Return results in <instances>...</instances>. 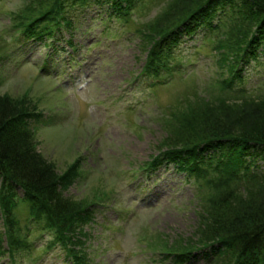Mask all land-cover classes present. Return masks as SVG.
<instances>
[{
  "label": "rangeland",
  "instance_id": "1",
  "mask_svg": "<svg viewBox=\"0 0 264 264\" xmlns=\"http://www.w3.org/2000/svg\"><path fill=\"white\" fill-rule=\"evenodd\" d=\"M28 1L12 11L16 0H0V95L34 101L39 115L28 124L36 148L56 174H67L63 194L82 201L88 219L69 247L79 250L82 264H172L166 254L173 251L164 250L196 238L199 195L213 187L171 164L143 165L164 140H175L171 113L195 95L206 97L227 76L219 48L227 28L205 40L202 29L184 36L181 71L165 82L148 76L146 90L137 85L150 48L140 30L167 21L162 13L171 0H132L136 5L124 18L109 14V3L75 5L66 13L71 27L59 31L54 50L34 37L17 42L13 14ZM44 59L50 69L40 72ZM260 60L246 65L247 87H264V56ZM18 219L30 232L22 228L10 257L0 215V264H76L34 212Z\"/></svg>",
  "mask_w": 264,
  "mask_h": 264
},
{
  "label": "trees",
  "instance_id": "2",
  "mask_svg": "<svg viewBox=\"0 0 264 264\" xmlns=\"http://www.w3.org/2000/svg\"><path fill=\"white\" fill-rule=\"evenodd\" d=\"M173 1L162 13L167 21L140 30L150 46L143 75L179 73L183 37L202 29L203 39H209L224 25L228 38L219 48L225 50L220 54L227 76L208 96L195 95L171 113L177 122L175 140H164L152 156V167L171 164L213 187L212 193L199 195L203 205L196 238L164 251L180 252L166 254L172 264H264V87H247L244 74L247 64L264 56V0ZM89 3L113 5L117 18L136 5L132 0H30L13 14L17 42L34 37L46 46L49 39H59V31L71 27L67 11ZM36 111L31 99L0 95V215L9 236L5 251L14 257L22 228L30 232L18 219L30 211L63 244L66 255L82 264L83 256L69 244H76L88 218L82 201L63 194L67 174H56L36 148L28 124L39 115Z\"/></svg>",
  "mask_w": 264,
  "mask_h": 264
},
{
  "label": "clouds",
  "instance_id": "3",
  "mask_svg": "<svg viewBox=\"0 0 264 264\" xmlns=\"http://www.w3.org/2000/svg\"><path fill=\"white\" fill-rule=\"evenodd\" d=\"M23 7V0H16V2L11 6L12 11H19Z\"/></svg>",
  "mask_w": 264,
  "mask_h": 264
}]
</instances>
